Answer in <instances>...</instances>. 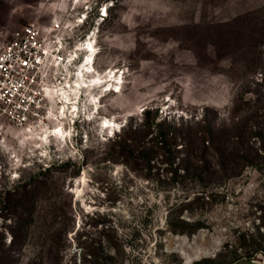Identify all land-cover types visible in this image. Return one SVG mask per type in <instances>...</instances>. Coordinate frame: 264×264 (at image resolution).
Masks as SVG:
<instances>
[{"label": "rangeland", "instance_id": "rangeland-1", "mask_svg": "<svg viewBox=\"0 0 264 264\" xmlns=\"http://www.w3.org/2000/svg\"><path fill=\"white\" fill-rule=\"evenodd\" d=\"M54 19L76 53L47 70L55 118L0 115V264L264 260V0H0V48ZM85 39L98 108L82 96L65 117ZM155 121L176 139L146 160L154 144L135 127Z\"/></svg>", "mask_w": 264, "mask_h": 264}, {"label": "built area", "instance_id": "built-area-1", "mask_svg": "<svg viewBox=\"0 0 264 264\" xmlns=\"http://www.w3.org/2000/svg\"><path fill=\"white\" fill-rule=\"evenodd\" d=\"M104 13L102 9V17ZM86 18L78 22L83 24ZM63 27L55 19L46 27L30 22L14 31L0 48V115L12 124L27 128L51 115L46 88L54 83L47 70L53 61L65 63L68 56L76 55L74 45L61 34Z\"/></svg>", "mask_w": 264, "mask_h": 264}, {"label": "bare ground", "instance_id": "bare-ground-1", "mask_svg": "<svg viewBox=\"0 0 264 264\" xmlns=\"http://www.w3.org/2000/svg\"><path fill=\"white\" fill-rule=\"evenodd\" d=\"M87 39H86V41H87ZM86 41L84 42V43H86V46H84V45L82 46V44L79 46L80 50L85 51L87 53V55H86L85 60H83V62L81 64H79L81 66L79 67V69L77 71L76 80L74 81L72 86L69 85V83L67 82L66 85L64 86V88L60 90L61 93L58 95L59 101L57 102V104L59 105L60 114L65 116V117L67 116L68 112L71 114L72 117L76 116V114L78 113L77 103L82 96H85L88 99L90 105L94 106L95 108L97 107V105H96L97 100L95 99V96L91 95V90L96 88V87H99V85L101 83H103V81L101 82V80H99V79H93V81L92 80L86 81L84 78L85 75L91 74L93 72V67L91 66L92 65L91 63H92V57L94 56V53H95L92 43L91 42L87 43ZM70 60H73V59L70 57V58H68V60L65 63L53 61L50 66L54 70H58L61 68L64 71L63 65L68 63ZM110 75H111V73H110ZM94 78H96V77H94ZM64 79L65 78L61 77V80L58 83L63 84ZM105 83H107V82H105ZM52 86L49 85L46 88V90H47L46 95L50 99V102H51V96H52L53 91L58 89L55 86H53V87ZM52 107H53V104L51 103V109H50L51 115H49L48 118L53 120V118H55V116L52 112ZM48 121H49V119H48ZM104 123H105V121H104ZM104 127L109 128L110 125L108 123H106V125H104ZM50 134H51V136H55L59 139H64V140L67 139L69 136V134L66 133V131H64L59 126H56L51 131Z\"/></svg>", "mask_w": 264, "mask_h": 264}, {"label": "trees", "instance_id": "trees-1", "mask_svg": "<svg viewBox=\"0 0 264 264\" xmlns=\"http://www.w3.org/2000/svg\"><path fill=\"white\" fill-rule=\"evenodd\" d=\"M202 122H203V125H201L202 126V130L200 131L202 133V136H201L200 140H201V142L203 144V147H209V146L213 145V141L210 140L205 145V143H204L205 137L208 136V135L213 134L217 130H215L213 128V126H211L210 123H207V121L205 119H202ZM151 127H156L157 130L155 132V135H153L154 131L151 129ZM137 131L141 132L142 136L145 137V139L150 137L151 140L153 141V144H154L152 146L153 147V151L151 149L150 150L147 149V150L143 151L146 160H150V158H149L150 153L149 152H151V153L153 152L154 153V152H156V150L158 148L165 149L169 145V143H170L169 141L171 139H173V140L176 139V137L173 135L172 131L165 130V129H162L161 127H159L158 121H155V122H152V123L151 122L150 123L149 122H143L141 125H138V126L135 127V132H137ZM170 133H172V134H170ZM157 143H160L159 145H161V146H158ZM167 149H168V152L171 153V155L173 154V157L177 156V154L174 155V153L176 151L178 153V149L176 147H174V149H173L171 146H169ZM224 155L225 154L223 152H221V151L220 152H216V156L218 158H220V159H221V157L223 158ZM228 155H229L228 157L230 159H236L235 158L236 156H234L233 153L228 154ZM187 156H189V154L186 153L184 158L181 159L182 163L183 162L184 163H188L189 157H187ZM218 168H220V171H221L222 174H226V171H227V173L228 172L230 173V171L232 173V171H233V170H231L232 168H229L228 166H219L218 165ZM213 172H216V171H213Z\"/></svg>", "mask_w": 264, "mask_h": 264}, {"label": "crops", "instance_id": "crops-1", "mask_svg": "<svg viewBox=\"0 0 264 264\" xmlns=\"http://www.w3.org/2000/svg\"><path fill=\"white\" fill-rule=\"evenodd\" d=\"M236 264H264V260L249 258V259L240 261V262H238Z\"/></svg>", "mask_w": 264, "mask_h": 264}]
</instances>
